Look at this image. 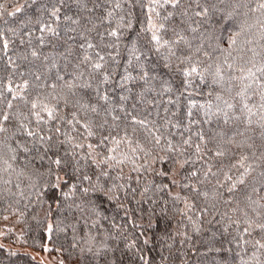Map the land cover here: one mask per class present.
Masks as SVG:
<instances>
[{
  "label": "snow or ice",
  "instance_id": "snow-or-ice-1",
  "mask_svg": "<svg viewBox=\"0 0 264 264\" xmlns=\"http://www.w3.org/2000/svg\"><path fill=\"white\" fill-rule=\"evenodd\" d=\"M0 22V200L17 222L71 229L78 264H118L113 241L175 264L172 243L143 254L145 216L160 241L191 226L206 253L240 249L208 264H264V0H0Z\"/></svg>",
  "mask_w": 264,
  "mask_h": 264
},
{
  "label": "trees",
  "instance_id": "trees-1",
  "mask_svg": "<svg viewBox=\"0 0 264 264\" xmlns=\"http://www.w3.org/2000/svg\"><path fill=\"white\" fill-rule=\"evenodd\" d=\"M12 2H21V0H10ZM73 10L75 6L73 5ZM3 22H0V28H3ZM38 35V33H37ZM11 55V53H9ZM7 61V57L0 51V79L4 78V68ZM166 103V100L161 101V115H163V104ZM151 110V106H149ZM196 130V126H193V131ZM127 171V169H126ZM264 194V193H262ZM10 202L0 200V223L5 221H12V227L14 231H8V238L6 240L5 247H0V264H43L33 256V251H43V245L47 244L52 247L53 251H56L62 258L68 263L78 264L79 262V249H71L70 244L72 243V231L71 229L65 233H58L53 231L51 240L48 239V234L44 231L46 227V222L42 219L38 222L35 219H32L33 211L30 209L27 213V216L23 222H17L16 217L19 213H12L11 209L8 208ZM23 210L22 204L19 206ZM131 207L134 210V215L139 216L138 212H135L136 205L132 202ZM146 208V205L144 206ZM5 209H8L7 211ZM123 213L121 212L116 216L117 223L121 222V217ZM7 216V219L4 217ZM40 216L43 217V212H40ZM128 224V231L134 232L136 236H139L141 229H133L131 223L127 219L123 221ZM181 216L179 213H176L169 224V228L176 230L179 229L181 223ZM144 228L143 231L145 236L151 237V243L148 245H143V237H140V245L143 246V254L149 257L152 261H158L160 259L161 252L163 255H168L169 249L167 245L172 243L171 253L169 257L171 261H174L175 264H180V261H185V264H208V261L213 260L214 258L232 260L235 257V253L240 249L233 243L231 245L233 251L228 253L226 248L229 246L227 244L228 237H217L218 241H223V243H217V247H221V252L216 253H206L205 245L206 239L211 235L210 232L204 231L201 234H196L191 230V226L188 228L189 235L192 239L189 241L185 237L180 235L173 236V241H160L157 239V236L160 232V228L163 227L161 223L160 227H154L152 229L147 228V216H145L143 221ZM211 227L213 231L222 230L221 226L216 224L213 221L212 225H205V228ZM23 231L24 236L21 237L19 234ZM79 235H83V225L79 226ZM127 234V233H125ZM234 234V232L232 233ZM171 235V232H170ZM184 240V244L181 245L180 241ZM25 241H27L25 243ZM39 241V242H37ZM5 243V242H4ZM116 245V250L114 252L115 257L117 258L118 264H120L121 258L123 259V264H140L139 258L135 253V249L127 250L124 249V242H112ZM161 243L164 244V248L161 249ZM191 245V247L189 246ZM193 248L197 251H193ZM57 249H60L57 251ZM252 252L251 245L248 246V254ZM183 253V255H182Z\"/></svg>",
  "mask_w": 264,
  "mask_h": 264
},
{
  "label": "rangeland",
  "instance_id": "rangeland-1",
  "mask_svg": "<svg viewBox=\"0 0 264 264\" xmlns=\"http://www.w3.org/2000/svg\"><path fill=\"white\" fill-rule=\"evenodd\" d=\"M12 227V221H5L0 223V232L6 233V235L0 236V244H6L8 238V231ZM13 229V228H12ZM5 242V243H4ZM33 256L43 264H60V260L63 258L56 252L53 251L52 247L48 245V250L32 252ZM65 264H71L64 260Z\"/></svg>",
  "mask_w": 264,
  "mask_h": 264
}]
</instances>
